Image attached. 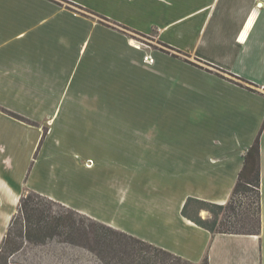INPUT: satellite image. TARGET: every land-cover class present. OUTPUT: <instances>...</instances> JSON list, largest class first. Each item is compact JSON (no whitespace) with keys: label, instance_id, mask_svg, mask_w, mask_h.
Masks as SVG:
<instances>
[{"label":"rangeland","instance_id":"rangeland-1","mask_svg":"<svg viewBox=\"0 0 264 264\" xmlns=\"http://www.w3.org/2000/svg\"><path fill=\"white\" fill-rule=\"evenodd\" d=\"M158 10L139 0H0L5 234L14 215L19 221L20 197L37 192L203 263L206 237L182 222V208L189 197L230 198L229 179L214 165L234 150L217 148L251 131H220L223 105L207 89L220 79L247 84L164 40L145 22ZM258 122L256 135L264 117ZM187 212L210 217L192 200ZM11 259L102 264L60 237L28 243Z\"/></svg>","mask_w":264,"mask_h":264},{"label":"crops","instance_id":"crops-1","mask_svg":"<svg viewBox=\"0 0 264 264\" xmlns=\"http://www.w3.org/2000/svg\"><path fill=\"white\" fill-rule=\"evenodd\" d=\"M139 2L144 6L150 4L152 8L159 9L158 17H151L145 22L149 25H158L164 40L168 38L176 40L174 46L177 48L191 55L203 57L212 64L258 85L261 90L254 92L225 79L215 81V84H211L207 89L208 96L223 105V110L220 105L218 107V111L224 113L223 123L217 127L219 130L239 133L251 129L245 140H236L230 146L217 148L218 152L234 150V153L224 161L220 160L214 165L216 172L229 179L231 192L244 164L243 149L254 142L257 136L256 128L259 126L257 123L264 117L262 90L264 88V0H139ZM83 4L88 7L98 6ZM126 22L131 23V21ZM194 72L191 76L196 79L200 72ZM258 105L261 106V111L257 113ZM254 119L255 123H253ZM229 133L227 132L228 136ZM262 134L261 232L213 234L182 215L181 220L185 225L205 235V243L201 244V257L206 253L209 264H264V137ZM238 148H242V153L237 151ZM6 190L7 181L0 176V242L8 223ZM204 199L218 203L226 202V198L217 196Z\"/></svg>","mask_w":264,"mask_h":264},{"label":"trees","instance_id":"trees-1","mask_svg":"<svg viewBox=\"0 0 264 264\" xmlns=\"http://www.w3.org/2000/svg\"><path fill=\"white\" fill-rule=\"evenodd\" d=\"M235 76L241 81V85L247 84V88L258 90V85ZM263 129L264 122L254 142L243 149L244 164L230 198L225 203H218L189 197L182 208L184 217L213 234L261 232L260 142ZM249 193L253 197L245 206L244 196ZM46 198L37 192H29L20 197L19 221L15 225L17 216L14 215L3 237L0 244V264H26L13 261L11 256L21 252L28 243L44 244L57 237L86 247L102 264H196L162 246L66 207L54 199ZM190 200L208 210L210 217L190 215L187 212ZM202 264H209L208 256L204 257Z\"/></svg>","mask_w":264,"mask_h":264},{"label":"bare ground","instance_id":"bare-ground-1","mask_svg":"<svg viewBox=\"0 0 264 264\" xmlns=\"http://www.w3.org/2000/svg\"><path fill=\"white\" fill-rule=\"evenodd\" d=\"M9 218V217H8Z\"/></svg>","mask_w":264,"mask_h":264}]
</instances>
